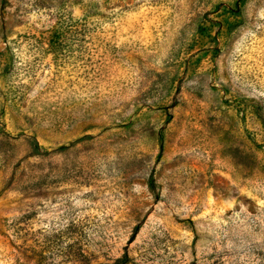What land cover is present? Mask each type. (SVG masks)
Wrapping results in <instances>:
<instances>
[{"label":"rangeland","instance_id":"obj_1","mask_svg":"<svg viewBox=\"0 0 264 264\" xmlns=\"http://www.w3.org/2000/svg\"><path fill=\"white\" fill-rule=\"evenodd\" d=\"M264 264V0H0V264Z\"/></svg>","mask_w":264,"mask_h":264},{"label":"trees","instance_id":"obj_2","mask_svg":"<svg viewBox=\"0 0 264 264\" xmlns=\"http://www.w3.org/2000/svg\"><path fill=\"white\" fill-rule=\"evenodd\" d=\"M127 258L123 259V260H120L118 259L117 262H119V264H124V261H126Z\"/></svg>","mask_w":264,"mask_h":264}]
</instances>
